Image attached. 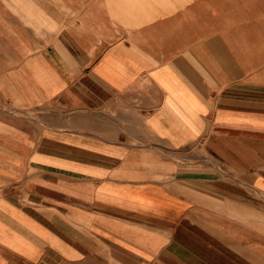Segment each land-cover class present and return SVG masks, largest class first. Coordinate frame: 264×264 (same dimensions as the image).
I'll use <instances>...</instances> for the list:
<instances>
[{
    "label": "crops",
    "instance_id": "1",
    "mask_svg": "<svg viewBox=\"0 0 264 264\" xmlns=\"http://www.w3.org/2000/svg\"><path fill=\"white\" fill-rule=\"evenodd\" d=\"M0 264H264V0H0Z\"/></svg>",
    "mask_w": 264,
    "mask_h": 264
}]
</instances>
